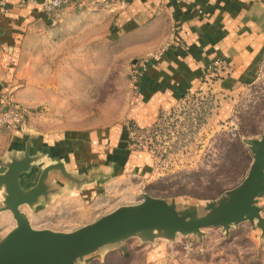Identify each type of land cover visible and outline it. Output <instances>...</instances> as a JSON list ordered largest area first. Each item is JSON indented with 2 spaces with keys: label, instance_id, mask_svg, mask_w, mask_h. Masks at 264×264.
<instances>
[{
  "label": "rangeland",
  "instance_id": "1",
  "mask_svg": "<svg viewBox=\"0 0 264 264\" xmlns=\"http://www.w3.org/2000/svg\"><path fill=\"white\" fill-rule=\"evenodd\" d=\"M66 6H72L71 20L59 24L58 11ZM122 6V0H72L53 11L43 28L49 32L46 43L36 42L33 54L22 56V79L1 89L0 106L13 101L26 112L21 150L12 148V132L0 129V166L20 156L30 142L37 160L20 175L24 189L37 182L44 165L56 162L81 180L70 181L59 172L49 175L54 190L48 200L20 207L34 229L73 231L120 206L141 202L144 194L174 199L180 207L217 199L244 178L227 175L231 165L224 144L242 142L252 160L245 139L262 135L264 55L250 81L239 88L219 90V81L230 73L220 59L202 74L200 87L160 109L153 123L136 122V82L130 74L133 64L146 55L130 59L123 55L118 36L104 38L101 32L105 14L112 24ZM15 71L9 73L14 76ZM20 88L33 91L31 105L14 99ZM70 131L102 133L93 151L98 162L84 165L75 159L73 166L65 156L69 151L43 140ZM241 165L238 162V169ZM257 204L264 208V197ZM14 225L9 211L0 212V238ZM152 249L159 253L151 256ZM160 257L163 264H264V237L256 222L249 221L227 231L221 226L203 228L200 236L178 234L173 240L133 236L102 248L81 264H158Z\"/></svg>",
  "mask_w": 264,
  "mask_h": 264
},
{
  "label": "crops",
  "instance_id": "2",
  "mask_svg": "<svg viewBox=\"0 0 264 264\" xmlns=\"http://www.w3.org/2000/svg\"><path fill=\"white\" fill-rule=\"evenodd\" d=\"M3 1L8 9L0 14V91L22 79V56L33 54L32 45L36 42L46 41L49 32L43 28L50 21L32 0ZM122 2L124 6L112 24L110 14H105L103 37L118 36L123 55L130 59L161 50L158 60L147 61L146 70L134 86V119L142 126L153 123L160 109H168L184 94L200 87L202 74L218 60H224L230 71L219 81L218 88L229 91L250 81L264 55V0ZM70 9L72 6H66L58 11L59 24L68 23ZM11 71H15L14 76ZM29 93L33 91L20 88L13 96L28 106L33 102ZM21 130H10L11 146L16 150L22 149ZM101 134L70 131L43 140L61 151H69L65 156L71 165L75 159L86 165L99 161L93 151L100 146ZM157 249L161 252L162 248ZM155 253L159 252L150 251L151 256ZM163 259L157 258L158 264H163Z\"/></svg>",
  "mask_w": 264,
  "mask_h": 264
},
{
  "label": "water",
  "instance_id": "3",
  "mask_svg": "<svg viewBox=\"0 0 264 264\" xmlns=\"http://www.w3.org/2000/svg\"><path fill=\"white\" fill-rule=\"evenodd\" d=\"M252 160L244 178L217 199L180 207L174 199L144 194L137 204L123 205L97 220L73 231L34 229L20 210L46 201L53 194L49 175L59 172L62 177L81 182L66 171L62 162L41 168L37 182L24 189L20 175L28 172L37 160L31 153L30 142L20 156H13L0 166V212L9 211L15 225L0 238V264H81L102 248L117 246L130 237L143 241L157 237L173 240L180 235H201L207 227H223L241 222H256L264 237V129L258 139L246 138ZM56 186H59L57 184Z\"/></svg>",
  "mask_w": 264,
  "mask_h": 264
},
{
  "label": "built area",
  "instance_id": "4",
  "mask_svg": "<svg viewBox=\"0 0 264 264\" xmlns=\"http://www.w3.org/2000/svg\"><path fill=\"white\" fill-rule=\"evenodd\" d=\"M34 3L38 4L42 9L44 16L48 17L53 11L61 8L62 6L68 4L72 0H32ZM7 6L3 0H0V14L5 13L7 11ZM161 56V50H156L154 52H150L146 55L144 60L136 62L133 64L131 70V82H137V80L142 76L144 71L146 70V64L148 60H158ZM25 108L20 104L15 102H8L4 106H0V129L7 130H18L21 129L24 120H25ZM233 124L230 126V133H233ZM190 246V243H187V247Z\"/></svg>",
  "mask_w": 264,
  "mask_h": 264
},
{
  "label": "trees",
  "instance_id": "5",
  "mask_svg": "<svg viewBox=\"0 0 264 264\" xmlns=\"http://www.w3.org/2000/svg\"><path fill=\"white\" fill-rule=\"evenodd\" d=\"M242 135L247 136V134H245L244 132H242ZM226 145V153H228L227 162L229 163V165H231L230 167H227V175H231L230 177L233 180L244 177L251 162L250 155L248 154L247 150L242 147V142L240 141H227L224 146L226 147ZM238 162L242 163L239 169Z\"/></svg>",
  "mask_w": 264,
  "mask_h": 264
}]
</instances>
